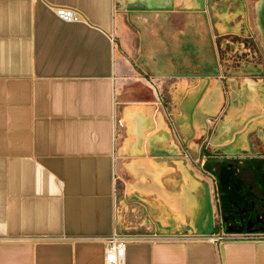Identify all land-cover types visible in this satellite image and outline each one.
Instances as JSON below:
<instances>
[{"label": "crops", "instance_id": "obj_1", "mask_svg": "<svg viewBox=\"0 0 264 264\" xmlns=\"http://www.w3.org/2000/svg\"><path fill=\"white\" fill-rule=\"evenodd\" d=\"M241 11L264 52V0ZM208 16L209 0H0V264H106L113 235L126 264H264V239L206 238L264 234L207 233L199 140L215 130L228 158L264 164V87L248 81L220 118L225 85L184 73L188 46L217 36Z\"/></svg>", "mask_w": 264, "mask_h": 264}, {"label": "rangeland", "instance_id": "obj_2", "mask_svg": "<svg viewBox=\"0 0 264 264\" xmlns=\"http://www.w3.org/2000/svg\"><path fill=\"white\" fill-rule=\"evenodd\" d=\"M242 2L243 0H209V14L211 16L208 17L214 18L218 25V30L215 32L217 36L216 38L212 36V39L210 38L209 42L204 43L200 48L195 49V47L188 46L187 55L196 56V59H188V63L183 67L186 76H192L193 72L200 71L202 77H216L225 85L226 102L220 118L227 114L235 96L242 88H245L248 81L258 82L264 87V57L257 34L243 27L242 24H237V20H241L242 17ZM180 72H182V68H180ZM259 92L264 91L260 89ZM163 98L165 102L170 101L168 93L163 95ZM189 103H186L184 109H187ZM212 119L216 122L219 120L216 117ZM203 120L209 126L208 117H203ZM205 123H203L204 127ZM238 132H240V128H236L234 133ZM213 134L215 135V130H212L209 136L206 134L199 140L200 152L205 148L211 153H222L227 156L236 155L235 151H228L220 142L211 145L210 139ZM257 134L258 131L251 134L252 143L258 148L256 152L254 150L253 154H261L263 151L257 140ZM202 173L203 188L207 194V207L209 213L212 214L214 231L216 232L218 227L221 226L222 216L216 209L215 182L210 174L204 170H202ZM124 199L126 204L132 205L133 212L139 209L143 212L145 209L149 213L147 205L140 200L130 199L129 197ZM142 203V208H139L138 205ZM138 213L140 212L138 211ZM135 223L139 222L135 221ZM154 224L155 229L147 230L146 233L159 235L162 230L161 226L158 223ZM226 229L230 230L227 227Z\"/></svg>", "mask_w": 264, "mask_h": 264}, {"label": "flooded vegetation", "instance_id": "obj_3", "mask_svg": "<svg viewBox=\"0 0 264 264\" xmlns=\"http://www.w3.org/2000/svg\"><path fill=\"white\" fill-rule=\"evenodd\" d=\"M262 53L264 57L263 50ZM254 148L258 149L255 144ZM206 152L212 157L221 155L228 158L222 153ZM211 166L217 197L216 208L225 227L236 231L264 229V164L239 161L230 164L211 163Z\"/></svg>", "mask_w": 264, "mask_h": 264}, {"label": "built area", "instance_id": "obj_4", "mask_svg": "<svg viewBox=\"0 0 264 264\" xmlns=\"http://www.w3.org/2000/svg\"><path fill=\"white\" fill-rule=\"evenodd\" d=\"M57 17L66 22H79L82 20L81 14L70 7H52ZM209 242L220 243L225 240H253L264 239V234H246L234 236L232 234H215L206 237ZM106 264H126V240L123 236L113 235L105 245Z\"/></svg>", "mask_w": 264, "mask_h": 264}, {"label": "trees", "instance_id": "obj_5", "mask_svg": "<svg viewBox=\"0 0 264 264\" xmlns=\"http://www.w3.org/2000/svg\"><path fill=\"white\" fill-rule=\"evenodd\" d=\"M203 155H205L208 159H210V161L212 160L213 162H209V163H215V164H222V163H239V161L241 162H254L252 159H243L240 160L238 158H225L222 157L221 155H216L214 157H212L211 155H209L205 149H203L202 151Z\"/></svg>", "mask_w": 264, "mask_h": 264}, {"label": "water", "instance_id": "obj_6", "mask_svg": "<svg viewBox=\"0 0 264 264\" xmlns=\"http://www.w3.org/2000/svg\"><path fill=\"white\" fill-rule=\"evenodd\" d=\"M259 89V88H258ZM260 90V89H259ZM261 96H262V99L264 100V92H261ZM215 143H212V145H214ZM223 146H225V144L221 143ZM240 155V154H239ZM207 202V201H206ZM208 208V207H207ZM208 221H209V224L211 225L212 227V230L210 232H207V233H213L214 232V224H213V218H212V214L209 213L208 211ZM227 231H230V232H237L236 230H227ZM246 232H257V231H262L264 232V229L262 230H245Z\"/></svg>", "mask_w": 264, "mask_h": 264}]
</instances>
